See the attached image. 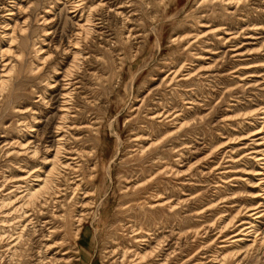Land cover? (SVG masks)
Listing matches in <instances>:
<instances>
[{
	"label": "rangeland",
	"instance_id": "rangeland-1",
	"mask_svg": "<svg viewBox=\"0 0 264 264\" xmlns=\"http://www.w3.org/2000/svg\"><path fill=\"white\" fill-rule=\"evenodd\" d=\"M23 1L18 19H30L27 37L17 43L20 61L10 58L16 65L7 91L12 95L0 101V264H264V243L238 251L219 234L239 216L224 235L232 237L241 218H248L243 208L258 203L250 198L249 176L238 172L261 165L242 158L247 145H237L234 154L224 145L225 137L263 127L257 112L264 108V86L252 77L254 86L242 87L240 75L247 72L231 73L239 64L264 63V53L235 58L230 49L264 45V0L238 8L215 3L220 0ZM8 2L0 0V8ZM89 13L94 30L78 39L77 25ZM45 16L56 22L43 23ZM250 24L263 31L243 33ZM217 29V36L209 35ZM227 33L238 37L227 44ZM78 42L81 55L69 76L80 82L71 96V117L80 130L66 134L75 159L60 179L63 186L80 185L75 205L69 191L60 206L49 202L44 217L24 222L9 203L25 172L50 169L42 162L54 156L46 152L56 141L70 44ZM179 68L191 79L167 82ZM45 93L49 105L39 102ZM28 108L41 122L17 112ZM174 113H183L181 128ZM239 114L257 124L250 127L247 120L239 128L225 121ZM30 125L40 134L36 159L18 156ZM169 199L175 208L160 206Z\"/></svg>",
	"mask_w": 264,
	"mask_h": 264
},
{
	"label": "bare ground",
	"instance_id": "bare-ground-1",
	"mask_svg": "<svg viewBox=\"0 0 264 264\" xmlns=\"http://www.w3.org/2000/svg\"><path fill=\"white\" fill-rule=\"evenodd\" d=\"M8 1L9 2H8L7 7L5 6L3 8H0V10L4 9L5 10L4 12L6 13L4 16V21L0 22V101L1 103H3L5 99L9 98L12 95V91L9 93H7V91H8V86L11 82L12 75L15 72L14 69L16 67V65H13V60H16L17 62L20 61L18 59L19 58L18 52L20 50V47H17V43L18 41H20L21 43H25L26 37H27L26 32L28 30V25L30 21L29 18H27L23 22L19 21L18 19L19 16L21 15V12L26 9V8H23L20 4V2H24L23 0H8ZM245 1L246 0H240L238 2L236 1L234 2L233 0H220V1H216L215 3L223 2V3H226V6H229L231 8H235L237 6L238 8V6L245 3ZM1 12H3V10H1ZM49 13L50 11L47 10L46 14L48 15ZM83 16L84 14H82L81 21L79 25H77L76 37L78 39L83 38L84 34L90 35L92 31L94 30V26L96 25L94 20L92 19L91 13H89V16L86 17L85 20L82 19ZM55 18L56 16L54 17L53 21H50L45 16L43 18V21H44L43 23L53 24L54 22H56ZM204 26L205 25H203V27ZM247 26L249 27L243 30L244 31L243 33H245L247 30L255 31L257 33L259 31H263V28L258 27V25L250 24ZM51 31L52 30L45 31L46 36H51L53 34V32ZM220 32L221 30H218V29L213 30L209 33V35L212 34V35L217 36V34H219ZM231 35L232 37L230 38V40L224 39L226 40L227 44L232 43V40H235L238 37V35L236 34L227 33V36H231ZM193 38H198V36H194L190 40H192ZM247 38L251 39L253 38V36H248ZM79 46H80V42L75 43V44H70L71 53H72L71 55L73 56V60L63 76L65 86H64L62 95L60 96L61 97L60 98L61 99V108H60L61 115L59 116L60 118L56 124L55 132H54L56 141H55V145L53 147H49L48 151L46 152L47 155L51 154V152H54V156L52 158L45 156L42 162L44 166H49L50 169L48 171H43L42 168H35L29 172H25L26 175L20 177L18 181H16L18 183L17 184L18 186H16L15 191H13L17 193L14 195L16 200L9 203V206H13L16 212H20L23 214V218L25 219L24 222H27L29 218H31V216H36L37 218L44 217L45 216L43 215L44 209L47 207V205H49V202H51L53 205L60 206L62 202H59V199H62L64 197L66 198L69 191L74 192L73 198L71 199L70 202H72L73 205H75L73 200L75 196L77 195V191L80 185H76V188H72L69 186H63L61 184L60 179L62 178V174L65 169L72 168L73 163L71 162L72 160L75 159V158L74 159L72 158L73 151L67 147V135L66 134L69 132V130H75V129L80 130V128L79 129L77 128L78 126L76 125L75 121L72 120V118H76V117H71L73 114V105L71 104V96L73 92L75 91L73 87H75L76 84L80 82L79 81L74 82L77 79H71L70 78L71 76H69L71 69L75 68L79 60V57L81 55L80 53L81 50L79 49L80 48ZM241 49L242 47L240 48L236 46L230 49V52H232L235 55L234 56L235 58L236 57H249V56L251 57L253 55L257 56V55H261L264 53V45H262L258 49H251V50L244 51V52ZM42 51L43 49L39 50V52H42ZM11 57L13 58L12 61L10 59ZM48 58L49 56L47 58L42 57V60L47 61ZM181 68H179V71H174L171 73L170 76H167L165 78L167 82H175L177 81L179 76H182L181 80L183 81L190 80L192 73L190 72V73H187L186 75L181 74ZM235 68H237V70L235 71L234 69V71L231 74H236L237 72H240V71L247 72L246 74L240 75L242 77L240 78V81L244 82L242 87L250 85V83L248 82V79L252 77L256 78L254 80V83L256 86H264V63L239 64ZM253 86L254 85L252 86L250 85L249 88H252ZM49 87L50 89L56 88V86L55 85L52 86L51 83L49 84ZM237 89H232V90H229L228 92L234 93ZM46 94L47 93H45L44 95L42 94L43 96L41 95L39 97L40 99L39 102L42 101L49 105L51 102V99L49 102H46L48 99ZM239 102L240 101H238L237 103ZM232 107L233 109L236 108L235 105H233ZM17 112L20 115H26L28 113H32L33 121H35V124H38L39 122H41L39 121V118H34V115L35 116L37 115L35 109L28 108V110H19ZM257 114L261 115L259 119V120H262L261 124L263 127L261 129L253 131L246 135H240L238 133L239 130L235 129V133H238L239 136L225 137V140L227 142L224 146L230 147L229 152L231 154H234V151L236 150L237 145L243 143L247 145L245 149H248V150H245L242 152L243 153L242 158L247 159L248 161H255L258 164V166L261 165L260 167H262L260 168L262 170L243 169L242 171L240 170L238 172L239 174L243 173L244 175L249 176V178H253V179L255 178L254 183L251 182L249 178L246 179L249 183L253 184L252 186L253 191L250 195V198H252L253 202L255 201L258 202V203H255L254 205L245 206L243 208L246 211L248 218H244V219L241 218V220L239 221L240 225H238L239 229L233 232V233L235 232L237 233H235L232 237H229L227 239H225L227 236L224 237L226 231H228L230 227L235 226L232 224L235 219L239 218V216L234 217L231 221L226 222L225 224L223 223L224 226L220 227L221 230L219 234H220V237H222L221 239H224L223 242H225L226 244L231 243L230 246L238 249V251L241 250L242 247H247L251 249V248H254L256 244H258L259 242L264 243V230L261 225L264 222V148H263L264 147V108L258 110ZM182 115L183 113L173 114V117H174L173 120L175 122L174 124H176L178 128H181L184 125L182 124L183 123ZM241 115L242 114H239L238 116L228 115L225 121L234 123V125H237L238 127L242 126L243 125L242 122H245V121L247 122V120H250V122L246 123V125H249L250 127H253L257 124L256 122L257 120L250 119L251 117L248 116V114H245L242 116ZM254 115H256V113H254ZM73 116H77V115H73ZM35 127H36L35 125H30L28 129L30 138L24 137L22 138V142L19 143V147L17 148H19L20 154L18 156L31 157V159H36L37 157H39L40 152H41V147H39V143H41V140H39L40 134H38L39 132ZM247 142L249 143V145ZM252 146L254 147L250 148ZM235 153H238V151H235ZM78 154H82V153H78ZM232 159H235V158L233 157ZM240 178H243V177H240ZM243 181L245 180L243 179ZM13 192L10 193V196L13 195ZM8 200L11 201L12 199L10 198ZM169 200H167L166 202L163 200V203L160 206L163 208L164 207H170L171 209L175 208L177 204L173 200L172 201L171 200L169 201ZM261 200L263 201L261 202ZM239 214L241 213L239 212ZM66 218L67 216L64 217V220ZM226 248L227 247H225L224 249ZM237 254L238 252H236L234 256H236ZM228 255L229 253L224 255V258H225L223 259L224 262L227 261V258H229ZM123 256L125 258L127 256V252H125ZM140 256H141L140 258L144 260L147 257V254L140 255ZM241 256H242L241 254H238V256L236 257H241Z\"/></svg>",
	"mask_w": 264,
	"mask_h": 264
}]
</instances>
